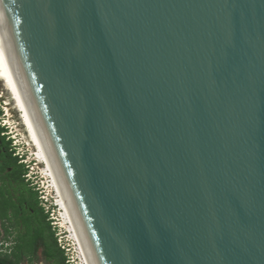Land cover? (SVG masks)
Segmentation results:
<instances>
[{
	"label": "water",
	"instance_id": "obj_1",
	"mask_svg": "<svg viewBox=\"0 0 264 264\" xmlns=\"http://www.w3.org/2000/svg\"><path fill=\"white\" fill-rule=\"evenodd\" d=\"M0 47L89 264H264V0H0Z\"/></svg>",
	"mask_w": 264,
	"mask_h": 264
},
{
	"label": "trees",
	"instance_id": "obj_2",
	"mask_svg": "<svg viewBox=\"0 0 264 264\" xmlns=\"http://www.w3.org/2000/svg\"><path fill=\"white\" fill-rule=\"evenodd\" d=\"M0 139L5 148L0 154V180L4 181L0 187V223L5 233L4 240H8L19 226L22 229L17 232L14 246L0 252V264H24V259L26 264H33L38 246L49 264H67L36 193L25 181L24 165L12 156L10 144L4 141L3 128H0Z\"/></svg>",
	"mask_w": 264,
	"mask_h": 264
},
{
	"label": "rangeland",
	"instance_id": "obj_3",
	"mask_svg": "<svg viewBox=\"0 0 264 264\" xmlns=\"http://www.w3.org/2000/svg\"><path fill=\"white\" fill-rule=\"evenodd\" d=\"M1 89V85H0ZM9 98V104L11 108L12 117L9 119L6 115L4 109L7 96L0 97V128H3L5 131L7 141L10 144V148L13 149L15 155H18L20 162L24 165L26 169L25 181L28 183V187L32 188L36 193V197L39 201V205L43 208L44 213L47 215V220L49 221L54 237L58 245L63 248V252L66 256V260L69 261V264H79L77 258H75L76 251L69 240L68 234L66 231L60 227V218L58 214V208L53 205V196L48 191L47 180L44 178L40 169L43 165L35 160V156L31 153L27 142H25L16 128L18 125H21L18 114L14 112V101L11 97ZM20 127V126H19ZM21 128V127H20ZM21 130V129H20ZM2 135V134H1ZM5 148L1 145L0 141V153L4 152ZM25 229V228H24ZM21 227H18V230L14 231V235L10 236L9 240H1L0 243V252L7 250L11 243L16 240L17 232L21 231ZM8 237V236H7ZM26 264L25 259L23 261ZM33 264H49L44 260L42 255V248L37 247V251L33 257Z\"/></svg>",
	"mask_w": 264,
	"mask_h": 264
},
{
	"label": "bare ground",
	"instance_id": "obj_4",
	"mask_svg": "<svg viewBox=\"0 0 264 264\" xmlns=\"http://www.w3.org/2000/svg\"><path fill=\"white\" fill-rule=\"evenodd\" d=\"M0 85H1L0 97L4 95L7 96L6 102L4 103L5 105L4 111L6 115L8 116L9 119L12 117L9 98H8L11 97L15 104L13 111L18 114L19 120L21 121L20 123L21 125H18L15 128L17 132L21 134L23 140L27 142L31 153L33 154V156H35L34 157L35 160L43 165L40 171L43 174L44 178L47 180V185L49 189L48 191L51 193V195L54 198L53 205L54 206L56 205L58 208L60 227L66 231L69 240L71 241L76 251L77 256H75V258H77L79 264H89L84 249L82 247V244L80 242V239L78 237L69 209L57 185V182L51 172V169L47 163L44 152L40 145L39 139L29 121V118L24 109L20 96L13 83L1 47H0Z\"/></svg>",
	"mask_w": 264,
	"mask_h": 264
},
{
	"label": "flooded vegetation",
	"instance_id": "obj_5",
	"mask_svg": "<svg viewBox=\"0 0 264 264\" xmlns=\"http://www.w3.org/2000/svg\"><path fill=\"white\" fill-rule=\"evenodd\" d=\"M5 134V133H4ZM2 136V135H1ZM6 140V138H4V141ZM0 141H1V139H0ZM6 143H7V141H5ZM1 143H2V141H1ZM2 145V144H1ZM5 151V150H4ZM9 151H11V150H9ZM2 153H4V152H2ZM2 153H0V154H2ZM12 154V156H13V152L11 153ZM8 171V169L6 170V172ZM4 185V181H1L0 180V187H2ZM12 235H14V231H13V233H12ZM11 235V236H12ZM4 237H5V233H4V230L1 228V223H0V243H1V240L3 241L4 240ZM10 239V237L8 238V240ZM4 242V241H3ZM12 246H14V241L11 243V245H10V247L9 248H12Z\"/></svg>",
	"mask_w": 264,
	"mask_h": 264
},
{
	"label": "clouds",
	"instance_id": "obj_6",
	"mask_svg": "<svg viewBox=\"0 0 264 264\" xmlns=\"http://www.w3.org/2000/svg\"><path fill=\"white\" fill-rule=\"evenodd\" d=\"M4 133H5V131H4ZM4 136H5V134H4ZM12 150V152H13V149H11ZM13 156H15V157H17L18 158V155L16 154L15 155V152H13ZM18 160L20 161V159L18 158ZM21 163V162H20ZM1 251V250H0ZM68 264V263H67Z\"/></svg>",
	"mask_w": 264,
	"mask_h": 264
},
{
	"label": "built area",
	"instance_id": "obj_7",
	"mask_svg": "<svg viewBox=\"0 0 264 264\" xmlns=\"http://www.w3.org/2000/svg\"><path fill=\"white\" fill-rule=\"evenodd\" d=\"M60 247V246H59ZM61 248V247H60ZM62 250H63V248H62ZM66 263H68L69 264V261L68 260H66Z\"/></svg>",
	"mask_w": 264,
	"mask_h": 264
}]
</instances>
